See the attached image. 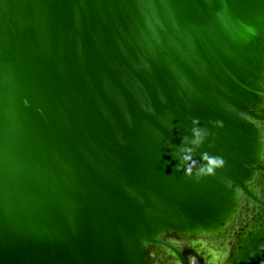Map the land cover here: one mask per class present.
Returning <instances> with one entry per match:
<instances>
[{"label": "water", "instance_id": "95a60500", "mask_svg": "<svg viewBox=\"0 0 264 264\" xmlns=\"http://www.w3.org/2000/svg\"><path fill=\"white\" fill-rule=\"evenodd\" d=\"M186 254L264 264V0H0V264Z\"/></svg>", "mask_w": 264, "mask_h": 264}, {"label": "clouds", "instance_id": "9594fccd", "mask_svg": "<svg viewBox=\"0 0 264 264\" xmlns=\"http://www.w3.org/2000/svg\"><path fill=\"white\" fill-rule=\"evenodd\" d=\"M206 132L204 129L199 127V120H192L191 128V138L185 135L181 138V143L177 147L176 151L172 153L173 158L177 159V164L175 165V171H184L185 174L191 173V168L186 165L185 162L191 161L192 164H196L197 161L193 159L196 148H198L204 140ZM195 146V147H193ZM201 158L206 161L205 164L201 165L198 171L205 172L207 174H213L215 168L223 166V160L219 157L209 156L207 153L201 154Z\"/></svg>", "mask_w": 264, "mask_h": 264}, {"label": "trees", "instance_id": "16d2710c", "mask_svg": "<svg viewBox=\"0 0 264 264\" xmlns=\"http://www.w3.org/2000/svg\"><path fill=\"white\" fill-rule=\"evenodd\" d=\"M185 257L187 258V264H201L195 257L186 254Z\"/></svg>", "mask_w": 264, "mask_h": 264}]
</instances>
